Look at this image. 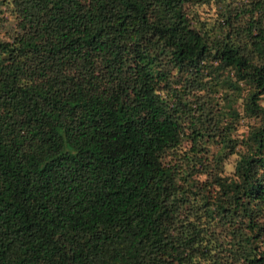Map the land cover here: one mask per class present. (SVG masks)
Listing matches in <instances>:
<instances>
[{
    "label": "trees",
    "instance_id": "1",
    "mask_svg": "<svg viewBox=\"0 0 264 264\" xmlns=\"http://www.w3.org/2000/svg\"><path fill=\"white\" fill-rule=\"evenodd\" d=\"M0 264H264V0H0Z\"/></svg>",
    "mask_w": 264,
    "mask_h": 264
},
{
    "label": "rangeland",
    "instance_id": "2",
    "mask_svg": "<svg viewBox=\"0 0 264 264\" xmlns=\"http://www.w3.org/2000/svg\"><path fill=\"white\" fill-rule=\"evenodd\" d=\"M208 9L209 8L207 6H201V7H199L198 8V11H199L200 16H203L205 13H207L206 10H208ZM226 167H228V166L226 165Z\"/></svg>",
    "mask_w": 264,
    "mask_h": 264
}]
</instances>
